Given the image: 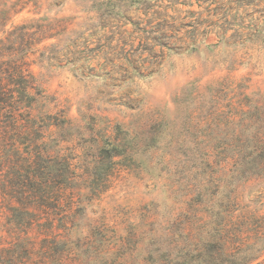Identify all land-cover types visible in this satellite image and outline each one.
<instances>
[{"label": "rangeland", "instance_id": "obj_1", "mask_svg": "<svg viewBox=\"0 0 264 264\" xmlns=\"http://www.w3.org/2000/svg\"><path fill=\"white\" fill-rule=\"evenodd\" d=\"M15 64L86 172L75 239L118 264H189L209 242L264 264V175L242 164L264 143V0H0L5 88Z\"/></svg>", "mask_w": 264, "mask_h": 264}, {"label": "trees", "instance_id": "obj_2", "mask_svg": "<svg viewBox=\"0 0 264 264\" xmlns=\"http://www.w3.org/2000/svg\"><path fill=\"white\" fill-rule=\"evenodd\" d=\"M11 69L8 88L0 83V228L8 235L0 243V264H118L106 255L104 240L75 239L78 220L84 217V209L75 208V192L87 178L86 172L79 173L82 167L74 163L73 153L59 149L53 129L67 130L68 121L34 114L36 106L48 100L46 91L25 64ZM257 138L254 146L245 148L248 161L242 164L245 172L264 175L263 137ZM117 149L111 145L104 151L113 159ZM97 229L91 230L93 236L103 233ZM197 244L199 253L189 264H253L261 257L225 255L221 243L215 257L209 254L210 242Z\"/></svg>", "mask_w": 264, "mask_h": 264}]
</instances>
